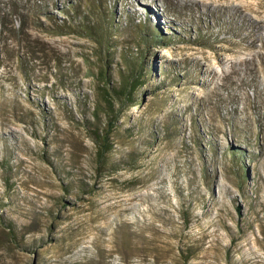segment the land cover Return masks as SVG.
Masks as SVG:
<instances>
[{"label": "rangeland", "instance_id": "obj_1", "mask_svg": "<svg viewBox=\"0 0 264 264\" xmlns=\"http://www.w3.org/2000/svg\"><path fill=\"white\" fill-rule=\"evenodd\" d=\"M0 264H264V0H0Z\"/></svg>", "mask_w": 264, "mask_h": 264}, {"label": "trees", "instance_id": "obj_2", "mask_svg": "<svg viewBox=\"0 0 264 264\" xmlns=\"http://www.w3.org/2000/svg\"><path fill=\"white\" fill-rule=\"evenodd\" d=\"M108 30H111L109 25L107 26V31ZM104 77V79L107 81L106 74H104ZM146 79L147 71L142 60L138 58L134 62L126 65V71L120 73L116 86H109V83L107 82L105 93L109 98L105 100L106 106L104 108L106 127L102 129H95L93 132H91V136H89L96 148L95 156L98 168L104 167L107 161V156L112 148L110 134L115 126L116 120V117L112 115L115 103L120 105L129 101L131 102L134 90L143 85ZM97 112H95L94 116L92 117L97 118ZM7 228L12 230L11 227Z\"/></svg>", "mask_w": 264, "mask_h": 264}]
</instances>
